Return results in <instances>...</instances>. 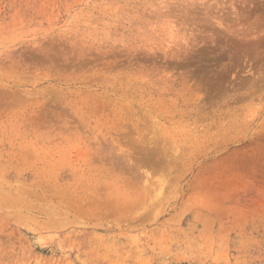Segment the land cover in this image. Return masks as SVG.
I'll return each instance as SVG.
<instances>
[{"label": "rangeland", "instance_id": "obj_1", "mask_svg": "<svg viewBox=\"0 0 264 264\" xmlns=\"http://www.w3.org/2000/svg\"><path fill=\"white\" fill-rule=\"evenodd\" d=\"M0 264H264V0H0Z\"/></svg>", "mask_w": 264, "mask_h": 264}, {"label": "bare ground", "instance_id": "obj_2", "mask_svg": "<svg viewBox=\"0 0 264 264\" xmlns=\"http://www.w3.org/2000/svg\"><path fill=\"white\" fill-rule=\"evenodd\" d=\"M147 153H148V152H147ZM147 153H146V154H147ZM149 155H150V154H149ZM159 157H160V155H159ZM162 159H163V158H162Z\"/></svg>", "mask_w": 264, "mask_h": 264}]
</instances>
